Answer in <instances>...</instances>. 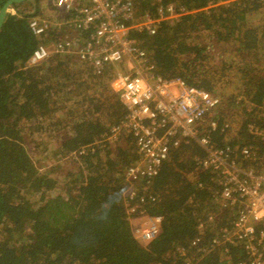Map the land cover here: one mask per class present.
Masks as SVG:
<instances>
[{
  "label": "trees",
  "instance_id": "1",
  "mask_svg": "<svg viewBox=\"0 0 264 264\" xmlns=\"http://www.w3.org/2000/svg\"><path fill=\"white\" fill-rule=\"evenodd\" d=\"M32 2L42 0L25 5ZM134 5L138 19L168 5L191 12L134 39L162 79L221 96L203 137L215 150L247 149L250 158L229 160L264 175V0ZM75 37L55 29L34 38L28 18L5 17L0 29V264H250L241 246L213 245L234 230L240 208L220 201L218 175L197 164L207 154L195 142L170 151L147 193H137L134 206L126 201L123 173L138 152L130 135L114 151L106 142L127 115L109 90L112 70L90 77L69 57L27 66L38 47ZM213 46L230 60L208 74ZM134 215L160 218L146 245L134 238Z\"/></svg>",
  "mask_w": 264,
  "mask_h": 264
},
{
  "label": "built area",
  "instance_id": "2",
  "mask_svg": "<svg viewBox=\"0 0 264 264\" xmlns=\"http://www.w3.org/2000/svg\"><path fill=\"white\" fill-rule=\"evenodd\" d=\"M136 1L42 0L35 16L28 19L30 34L40 38L52 30L66 29L76 37L65 44L56 42L38 47L27 66L36 67L56 57H69L84 65L90 77L112 70L109 90L127 115L119 127L112 129L106 142L114 151L116 141L130 135L138 152L136 163L123 173L126 201L134 206L137 193H147L170 151L195 142L207 154L197 164L218 175L220 201L240 208L234 230L231 233L222 230L221 240L214 247L239 245L249 255L250 264H264V175L243 173L229 160L232 153L250 158L247 149L215 150L209 145V138L203 137L204 123L221 106V96L190 88L182 79H162L148 53L134 39V35L152 38L162 24H179L191 12L168 5L158 8L154 16L146 14L138 19ZM6 17L24 18L20 10L13 8L7 10ZM254 134L262 135L261 132ZM142 216L134 215L133 235L146 245L158 233L161 221Z\"/></svg>",
  "mask_w": 264,
  "mask_h": 264
},
{
  "label": "water",
  "instance_id": "3",
  "mask_svg": "<svg viewBox=\"0 0 264 264\" xmlns=\"http://www.w3.org/2000/svg\"><path fill=\"white\" fill-rule=\"evenodd\" d=\"M26 2L27 0H10L3 5L0 11V29L3 27V23L6 17L7 10L12 6L22 5L20 12L24 18L30 19L33 16H35L36 11H37L36 4L32 2V3L25 5ZM63 204L65 206H68V201L64 200Z\"/></svg>",
  "mask_w": 264,
  "mask_h": 264
},
{
  "label": "rangeland",
  "instance_id": "4",
  "mask_svg": "<svg viewBox=\"0 0 264 264\" xmlns=\"http://www.w3.org/2000/svg\"><path fill=\"white\" fill-rule=\"evenodd\" d=\"M46 9H49V7H46ZM202 42H204V44L207 46L212 45L209 39L208 40L206 39L205 41L202 40ZM223 51H224L223 48H222V52H219V50L216 47L213 48V53L211 54V62L209 63L210 71L208 72V74H211V73L216 74L218 71L217 66H219L222 63V61H224V60L225 61L230 60V57L227 54H225V52H223ZM231 59H234V58H231ZM219 60H221V63H219L220 62ZM234 60H236V59H234ZM31 68H33V67H31ZM234 86H235V84H234ZM220 87H221V85H220ZM62 113L63 112H59L58 114H62Z\"/></svg>",
  "mask_w": 264,
  "mask_h": 264
}]
</instances>
